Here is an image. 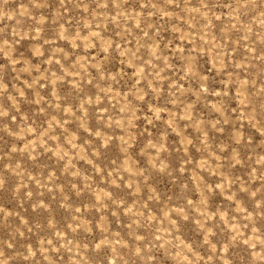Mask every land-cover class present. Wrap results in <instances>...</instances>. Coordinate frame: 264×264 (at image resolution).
I'll return each instance as SVG.
<instances>
[{
    "label": "rangeland",
    "instance_id": "obj_1",
    "mask_svg": "<svg viewBox=\"0 0 264 264\" xmlns=\"http://www.w3.org/2000/svg\"><path fill=\"white\" fill-rule=\"evenodd\" d=\"M0 264H264V0H0Z\"/></svg>",
    "mask_w": 264,
    "mask_h": 264
}]
</instances>
